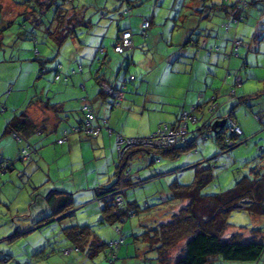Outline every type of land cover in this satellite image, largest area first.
Here are the masks:
<instances>
[{
  "label": "rangeland",
  "instance_id": "1",
  "mask_svg": "<svg viewBox=\"0 0 264 264\" xmlns=\"http://www.w3.org/2000/svg\"><path fill=\"white\" fill-rule=\"evenodd\" d=\"M45 1L42 10L36 0H0V160H17L20 149L28 146L26 141L4 134L6 123L31 101H46L56 96L53 88L64 81L55 80L54 69L60 63L67 69L83 65L84 75L102 66L111 81L117 75L123 78L125 73L137 77L123 89L127 100L122 101L124 107L131 109L132 100L140 106L131 109L129 119H124L125 132L116 128L118 124L123 125L121 110L110 115V127L127 138L138 137L136 134L148 136L162 119L171 123L178 104L185 102V97L197 104L214 96L222 104L217 115L231 116L245 134L242 142L230 151H222L215 134L208 132L207 138L205 134L189 133L188 139H196L195 149L186 150L175 159L160 155V161L152 162L143 152L133 154L130 160L132 185L126 187V198L135 215L125 222L115 223L101 222L99 202L85 203L95 196L88 184H94L93 178L99 176L98 173L102 176L110 167L106 157L97 158L101 156L100 149L94 150L95 146L90 145L89 152L85 151L88 171L94 169L88 182L79 147H73L69 153L62 150L55 153L54 147H63L56 141L63 134L64 126L57 133L36 136L41 145L37 153L26 154L28 159L16 161L15 169L0 173V258L35 264H161L157 251L144 237L146 232L150 234L151 229L168 222L183 206L182 200H169L174 186L193 183L196 170L203 166H210L214 175L210 184L202 189L206 195L227 191L243 177L258 179L264 175V151L261 150L264 148V0L257 1L256 6L249 5L239 23L226 14L237 0ZM106 3V9L98 10L99 5ZM62 5L73 8L85 20H91L92 25L78 27L76 34L59 45L50 37L48 29ZM128 8L132 11L130 19L125 16L126 20L120 21ZM29 10L33 12L27 13ZM144 17L154 21L147 36L141 34L139 26ZM119 24L121 27L130 24L134 30V50L115 51ZM190 40L195 46L190 45L192 41L188 43ZM236 40L242 44L230 56ZM206 42L208 45L203 48ZM37 48L41 52L39 58L47 61L50 72L42 74ZM208 50L212 51L210 55ZM234 68L237 71H232ZM189 86L192 91L188 90ZM72 91L76 94L79 90ZM205 92L206 96H201ZM243 96L246 100H241ZM158 102L173 110L142 112L144 103L156 108ZM205 114H209L206 105L197 112L200 118ZM256 115H260L262 121ZM201 121L191 122L190 131L200 126ZM117 132L113 138L107 133L103 137L109 148L107 155L116 158L118 165ZM56 134L58 137L54 139ZM117 165H111L113 179L102 184L115 181ZM62 186L67 192H75L70 210L75 212L65 220H53L37 228L36 223L45 214L50 215L45 196ZM81 188L87 190L78 191ZM228 221L226 235L256 228L264 235V215L233 209ZM77 225H90L106 243L111 241L116 246L122 238L121 245L116 247L117 257L110 256L105 247L93 258L87 256V248L75 249L65 228ZM182 243L183 240L167 251L166 260L169 258L172 262ZM71 248L72 251L66 252ZM218 264H264V254L258 261L221 260Z\"/></svg>",
  "mask_w": 264,
  "mask_h": 264
},
{
  "label": "trees",
  "instance_id": "2",
  "mask_svg": "<svg viewBox=\"0 0 264 264\" xmlns=\"http://www.w3.org/2000/svg\"><path fill=\"white\" fill-rule=\"evenodd\" d=\"M69 1V0H65ZM107 1V0H106ZM128 1V0H125ZM259 0H237L233 5L232 9L226 10V14L230 15V18L233 22H241L243 20L242 13L245 9L250 6H256L255 4ZM27 3V2H23ZM29 4V3H28ZM36 4L41 7L46 6L45 0H36ZM130 4V1L129 3ZM223 6H225L223 4ZM106 9V4L100 6L98 10ZM43 10V9H42ZM33 12L29 10L27 13ZM42 12V11H41ZM132 11L128 8L124 11V14L121 15L120 21L124 22L126 20L125 16H130ZM26 14V13H23ZM105 16V13L102 14V17ZM114 19H112L113 21ZM119 21V22H120ZM54 26H53V24ZM51 23L48 29L50 37L57 42L59 45H62L67 38L76 34V29L80 26L91 27L92 21L85 20L84 16L77 13L73 8H67L59 6L57 9L56 19ZM154 21L152 19L144 17L140 23L142 28V35L147 36L148 31ZM130 34V46H124L121 50L119 47L123 46L124 34ZM32 34L35 35V31H32ZM135 33L131 28V25H126L121 27V24L118 25V32L115 37L114 49L118 53H125L130 50H134ZM190 40L188 43H190ZM236 40L231 48V55L235 54L237 49L241 46V41ZM192 45L195 46V42L192 41ZM196 46L199 47V43H196ZM38 60L41 61V72L45 74L50 72L51 69L46 65L47 61H44L39 58L41 55L40 50L35 49ZM101 52H105L104 48H101ZM209 55L212 51L208 50ZM108 59H106V62ZM85 67L79 65L78 68L73 70V73H83ZM101 69V68H100ZM103 69V68H102ZM128 70V68H127ZM104 70H101L103 75ZM232 71H237L235 68ZM241 71V69H239ZM238 71V72H239ZM55 80H62L65 76H68L63 71V65L58 64L54 69ZM121 73V72H120ZM119 73V74H120ZM231 72L229 71V74ZM239 74V73H238ZM123 75V74H122ZM133 77V78H132ZM67 78V77H66ZM100 78V80H99ZM97 78L102 87L108 83L102 79V76ZM136 80L135 75H127L126 73L121 78L120 88L114 87L113 85L109 86L114 92V94L120 93L121 98L115 99L114 96L106 94L109 97H112L113 107L120 106L124 99L123 87H126L130 82ZM84 86V87H83ZM81 88L85 90V85ZM104 92V88L101 89ZM105 95V94H104ZM107 96V97H108ZM234 95H231V98H234ZM241 100H246V97H240ZM218 97L214 96L211 100H208L205 104L208 107L209 114L203 118H200L197 115V112L204 105H192L188 108L182 109L178 122H162L159 124L158 128L148 136H138L134 137L139 140V145L136 147L123 149L126 143H123L119 147L118 139L116 142L117 150L119 153L120 163L116 167L115 172V181L108 184H98L94 187L96 191V198L100 201L101 209V222L102 223H115V222H125L128 217L135 215V211L132 209L131 203L126 198V187L132 185L131 183V169H130V160L136 152H143L150 156L152 162L160 161V155L167 156L169 158H177L186 150L195 149V140L191 141L188 139V134L192 133L195 136L200 134H205L206 138L209 137L208 132H213L217 138V142L222 151H230L238 145V142H242L244 131L241 125L235 121L231 116H218L217 113L222 107V104L219 103ZM41 102L47 108H56L58 105L50 103L48 99L46 101L37 99L36 101H31L26 108L18 113H16L12 118H10L5 126L4 134H11L18 141H26L27 147L20 149V154L17 160L11 159H2L0 160V173L4 171H10L15 169L16 161H24L28 159L30 154H36L37 151L41 148L39 141L32 142L31 138L38 135L45 134V131L42 127V124L38 123L28 112V108L31 104H37ZM89 106L95 113V118L89 119L87 112L84 109V106ZM192 107V108H191ZM3 109H6L4 106ZM81 112L83 113V119L80 123L75 126L63 129V134L57 139L58 144H63L69 139L71 134H84L87 137H95L97 135H86L84 131H81L85 127L87 121L90 122V125L94 127L106 128L109 133L112 135L117 132L115 129L110 127L109 120L107 117L102 118V123L99 125H94V120L98 118L96 110L94 107L85 103L82 105ZM184 112H188L189 118L187 119V135L185 139L178 141L173 146L155 148L154 146H148L143 143L144 139H149L155 137L156 133L160 129L178 127L181 126L182 115ZM257 119L262 121L260 115H256ZM218 119H226V124L222 128H217L216 131H213L212 125ZM202 120V121H201ZM202 122L200 126H197L195 130L190 131L191 122ZM238 125L242 129L241 134H234L232 132V124ZM100 133V132H99ZM123 138L120 132L116 133ZM99 135V134H98ZM60 140H63L60 142ZM183 142L185 145H179ZM33 143V144H32ZM261 150L264 151V148L261 147ZM26 154H29L26 156ZM214 175L212 173L210 166H203L200 169L196 170L195 180L191 184L187 185H177L171 189L169 200H182L183 206L173 214L172 218L168 222L159 224L157 228L151 229L150 234L146 232L144 237L148 241L150 247L155 249L157 252V258L160 260L161 264H218L221 260H236V261H258L262 258L264 254V235L263 232L258 228L250 229L246 232L238 231L232 235H226V231L229 228L230 224L228 221L230 213L233 209H247L250 210L253 214L264 215V175L261 178L251 179L249 177H243L239 180L233 188L228 189L227 191H222L212 195H206L202 193V189L210 184L213 180ZM121 196L123 203H118V197ZM45 200L49 206L47 211H50V215L44 216L39 222L36 223V227L40 228L43 224H47L53 220H65V218L72 216L74 211L72 204L74 203L73 194L70 192L53 189L46 196ZM247 202L244 207L240 208L239 206ZM33 227L32 229L36 228ZM31 229V230H32ZM66 232L68 238L75 243V249H86L87 256L89 258L95 257L99 251L105 247L108 249L110 256L117 257L116 247L121 245L123 239L117 241L116 244L110 242L106 243L100 236V234L94 232L91 229L90 225H77L69 228ZM66 231V230H65ZM17 233V231H16ZM183 240L182 246L178 254L173 257L172 262L166 260L167 251L170 248L176 246L180 241ZM112 247H109V246ZM108 247V248H107ZM73 249H67L66 252H70ZM107 251V254H108ZM0 264H35L30 261L19 262L12 260V258L2 257L0 258Z\"/></svg>",
  "mask_w": 264,
  "mask_h": 264
},
{
  "label": "crops",
  "instance_id": "3",
  "mask_svg": "<svg viewBox=\"0 0 264 264\" xmlns=\"http://www.w3.org/2000/svg\"><path fill=\"white\" fill-rule=\"evenodd\" d=\"M107 5V3H106ZM136 36V35H135ZM134 42L136 43L135 37H134ZM192 45V44H190ZM208 45V42L203 44V48H206ZM202 48V49H203ZM62 64V63H60ZM63 65V71L65 72L66 75L65 78H63L62 80H64L63 82H61L60 84L57 85V88H53L55 90V94L56 96L54 98H48V101L50 103L53 104H57L58 106L56 108H47L45 107L41 102H38L37 104H31V106L28 108V112L29 114L40 124H42V127L45 131L46 134H53V133H57L60 131V129H66L69 128L71 126H75L78 123L81 122V120L83 119V113L81 112V108L82 105L85 103H89L91 104L94 109L96 110L97 116L98 118L94 120V125H99L102 123V118L107 117L109 120V124L111 125V118L110 115L113 114V112L115 110H121L122 113V121H123V125H116L117 129H122L121 131H126L125 127V118L126 120L129 119L130 117V113H131V109L135 108V107H140V106H136L132 100V102L130 101L129 105H132L131 109H127L126 107H124L125 103L121 104L120 106L117 107H113V101H112V97H108L106 96L107 92L104 90V92L101 91V89H103L104 87H102V84L100 85L99 80L102 76V79H104L105 82H107L110 86H114V87H119L120 88V80L121 77L120 76H116L113 81H111V79H109L110 77L106 76V73L103 72L104 74H101V70H103L102 66L99 68V70L92 68L90 70L89 73H87L86 75H84L83 73H85V69L83 71V73H73V70L76 69L77 67H73L71 68H65L64 64ZM128 70H130L128 68ZM67 77V78H66ZM99 78V80L97 79ZM88 80H91L92 82L89 83ZM137 80V77H136ZM135 80V81H136ZM134 81V82H135ZM107 84V86H108ZM83 85H85V90L83 88H81ZM129 84H127L128 86ZM126 86V87H127ZM84 87V86H83ZM126 87H123V89H125ZM192 86H189V91H192V89H190ZM99 88V89H97ZM73 89H78V93L75 94V91H72ZM129 89V87H128ZM81 90L86 91L85 93H82ZM58 94L60 96H58ZM105 94V95H104ZM77 95V96H74ZM201 96H206V92L202 93ZM193 97H195V93H193ZM124 102L126 100V94L124 93ZM127 101V100H126ZM192 101V100H191ZM129 102V101H128ZM147 102V100H146ZM207 101L206 100H201L199 103L196 104V102H189L187 101L186 97H185V102H181L180 104H178V111L175 113V115L173 116V119H171V123H176L178 122L180 113L182 111V109L184 108H188L190 107V105H204ZM80 103V107H78V104ZM206 105V104H205ZM120 107V108H119ZM143 110L142 112L144 113L146 110L149 111H157V112H167L169 110H173V109H169L168 107H166L164 105L163 102H158V104H156V108H152L153 106L147 103L143 104ZM76 112V115H72L71 113ZM200 113V112H199ZM164 122V120L162 119L160 124ZM148 124H151V121L149 120ZM108 130H106V128H102L100 130L99 135L95 136V137H87L84 134H71L69 136V139L67 141H65L63 144H60L61 146H63L62 148L59 147H54L55 153L57 152V150H62L64 153H69L72 152L73 147H79L80 150L82 151V162L81 165L84 167V169L87 171L86 175H87V180L88 182L89 179L92 177L91 173L94 171V169L92 170V172L88 171V162L89 160H87L86 158V154L85 151L89 152V146L90 145H94L95 148H93L94 150L96 149H100V157H97L98 159L104 158L106 157L108 164L110 165V167L106 168V170L104 172H102V176L101 173H98L96 178H93L92 182L94 184H88V187L90 191H93V194H95L94 198H92L91 200H88L85 203H89V202H93V204H96L95 202H99L98 199L96 198V191L94 190V187H96L98 184H102V183H106L107 181H111L113 179V177H111L110 171H111V165L116 164V158L109 157L107 155V150L109 149L107 147L106 144V139L103 137L104 134L107 133V135L109 137H115L114 134H110L107 132ZM153 133V132H150ZM149 133V134H150ZM245 133V132H244ZM137 136H145V134H136ZM148 135V134H147ZM52 135L49 136V138H51ZM58 136L57 134L55 135L56 139ZM103 138V139H101ZM32 142H37L39 141V139H36V136L31 138ZM91 141V144L88 142ZM117 146V145H116ZM111 147V146H110ZM112 148V147H111ZM112 152L114 151V149H111ZM43 158V157H41ZM107 178V179H106ZM63 188H58L57 190H62V191H66V188H64V186H62ZM93 187V188H92ZM83 190H87V189H79L78 191L83 192ZM77 191V192H78ZM72 193V192H70ZM75 192H73V198H75ZM46 202V200H45ZM47 204V202H46ZM101 205V204H100ZM46 208L48 209L49 206L48 204L46 205Z\"/></svg>",
  "mask_w": 264,
  "mask_h": 264
},
{
  "label": "built area",
  "instance_id": "4",
  "mask_svg": "<svg viewBox=\"0 0 264 264\" xmlns=\"http://www.w3.org/2000/svg\"><path fill=\"white\" fill-rule=\"evenodd\" d=\"M124 42H123V46L119 47V49L121 50L124 46H130L131 42H130V34L129 33H125L124 34ZM237 44H239V42H237ZM133 78V77H132ZM104 90L115 97V99H119L122 97V95L120 93L118 94H114L113 90L111 88H109V86L104 85ZM85 111L87 112V116L89 119H93L95 118V113L92 110V108H90L89 106H84ZM189 118V114L188 112H184L182 115V125L178 126V127H171V128H164V129H160L158 131V133H156L155 137L153 138H149V139H144L143 143L145 145L151 146V147H155V148H160V147H168V146H173L174 144H176L178 141L185 139L186 135H187V119ZM81 131H84V133L86 135H98L100 132V128L99 127H94L92 125H90V122L87 121L85 127H83L81 129ZM232 132L234 134H241L242 133V129L236 125V124H232ZM63 140H60V142H62ZM118 143H119V147H121V145L123 143H126L123 147V149H128V148H132V147H136V145H139V140L135 139V138H123L121 136L118 137ZM118 203H123V199L121 196L118 197ZM247 202L241 204L239 207L242 208L244 207V205Z\"/></svg>",
  "mask_w": 264,
  "mask_h": 264
},
{
  "label": "water",
  "instance_id": "5",
  "mask_svg": "<svg viewBox=\"0 0 264 264\" xmlns=\"http://www.w3.org/2000/svg\"><path fill=\"white\" fill-rule=\"evenodd\" d=\"M225 124H226V119H218L212 125V129L213 131H216L217 128H222L225 126Z\"/></svg>",
  "mask_w": 264,
  "mask_h": 264
}]
</instances>
